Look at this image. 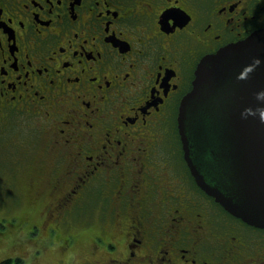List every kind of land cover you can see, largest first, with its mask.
Segmentation results:
<instances>
[{"label":"flooded vegetation","instance_id":"flooded-vegetation-1","mask_svg":"<svg viewBox=\"0 0 264 264\" xmlns=\"http://www.w3.org/2000/svg\"><path fill=\"white\" fill-rule=\"evenodd\" d=\"M261 28L264 0H0V222L32 207L69 234L92 200L105 264H264V228L201 202L177 127L201 58Z\"/></svg>","mask_w":264,"mask_h":264},{"label":"water","instance_id":"water-1","mask_svg":"<svg viewBox=\"0 0 264 264\" xmlns=\"http://www.w3.org/2000/svg\"><path fill=\"white\" fill-rule=\"evenodd\" d=\"M177 127L201 189L264 228V28L201 58Z\"/></svg>","mask_w":264,"mask_h":264},{"label":"trees","instance_id":"trees-1","mask_svg":"<svg viewBox=\"0 0 264 264\" xmlns=\"http://www.w3.org/2000/svg\"><path fill=\"white\" fill-rule=\"evenodd\" d=\"M180 157L181 156L179 155V157H177V160L175 161V165H176V169H177V170H175V173L178 174V172H180L182 175V178L189 183L188 180L192 181V179L188 178L187 175H185L186 167H185V164L183 163V161L180 164V161H181ZM198 190L200 191L199 194L201 196V202L202 203L203 202L206 203L209 207H211L213 210H215L219 214H221L222 211H225L228 215L232 216L219 203L214 201V199L212 197L208 196L207 194L205 196V193H203V191L201 189H198ZM142 195H145L144 191L142 192ZM49 196H51V195L47 194V197H49ZM95 204L96 203L94 201H92V200L89 201L86 213H85V211H82L80 209L77 210V212L74 214H73V212L71 213V217H72L71 218V230L68 231L69 234L64 230L63 227H60V225L58 223L56 224L58 228L54 229V227H56V225L54 224V221H50L45 215L41 216V215H39V213L37 214V211H35V208L33 209L32 207H25V210H23L22 212H20L18 214V217L16 220L17 222H13V227L15 230L12 229L10 231L12 233L11 236H7L8 233L6 231L2 232L1 231L2 229H0V240L4 241V242L10 241V242H13L15 244L26 243V245L28 244L27 246H29L32 243H35L36 244L35 247L39 248L41 246V244H43L42 238H43V240L45 239L44 229H42V228L44 227V222L46 220V221H49V227L52 226V228H53V230L52 229L46 230V233L48 236L51 235L50 234L51 232H56V236H58V238L65 237L67 239V244L62 246V247H65L66 249H68L70 247H74L75 243H79V242L84 241V240L87 242L90 239V242H89V250L90 251L89 252H90V254H92L94 251L96 252V250H97L96 248L98 247L99 243H101L96 239V236H95V233L98 231V225H97L98 213L95 211L96 210ZM132 210H134L133 206L127 212L130 217L133 216ZM113 215L114 214L112 213L110 207L105 208V210H103V217L105 218V220L106 219L109 220V222H106V226L103 225L104 226L103 228H105L107 241H110V239H112V232L110 231L109 227H113L116 225L115 223L111 222V218L113 217ZM125 216L127 217L126 214H125ZM37 217H39L40 219L39 218L37 219ZM235 218H237V217H235ZM35 219H37V220H35ZM28 220L30 223H32L35 220V223H37V225L40 226L39 228H41V229L39 231L40 232L39 237L29 236L28 233L31 231H27L28 230L27 226L19 227V225L21 223L27 222ZM238 220H240V219L238 218ZM34 229L37 230V228H34ZM21 231H24L26 233L25 234L26 236L19 237V239L15 238L18 236L19 233H21ZM15 232H16V234H15ZM91 233H92V236H91ZM3 234L5 236H3ZM114 234H115V232H114ZM120 234L118 233V235H120ZM107 241H104V243L107 244L108 243ZM214 242L218 243V242H220V239L217 237V239H215ZM202 246L204 248H206V245H202ZM33 252L36 253L35 256L38 257L39 251L36 249V250H33ZM4 256L2 255L0 257V264H24L23 257H21V255L15 254V255H8V257H4ZM92 261L93 260H91L90 262H92ZM87 262H86V264H87Z\"/></svg>","mask_w":264,"mask_h":264},{"label":"rangeland","instance_id":"rangeland-1","mask_svg":"<svg viewBox=\"0 0 264 264\" xmlns=\"http://www.w3.org/2000/svg\"><path fill=\"white\" fill-rule=\"evenodd\" d=\"M12 214L15 213H5L3 215L9 217ZM4 222H6V220ZM4 222L3 224L0 222V229H3V226L6 225ZM46 224H44L45 239L42 240L43 244H41L39 248L35 247V243H32L27 246L28 244L26 245V243L15 244L10 241L4 242L0 240V257L2 255H5L4 257H8V255L15 254L21 255V257H23L24 264H86L87 261L90 262L95 258L100 259L99 264L106 263V253L102 251L98 252V250H96V252L94 251L92 254H90V239L87 242L84 240L79 243H75L74 247L66 249L62 246L67 244V239L61 236V238H58V236H56V232H51V235L48 236L46 233ZM12 229L15 230L13 226H9L8 222L6 228H4V231L8 233L7 236H11L12 233L10 231ZM39 234L40 232L38 231L28 233V235L32 237H39ZM3 236L5 235L3 234ZM22 236H26L24 231H21V233H19L18 236L15 238L19 239V237ZM36 249L39 251L38 257H36V253L33 252V250Z\"/></svg>","mask_w":264,"mask_h":264}]
</instances>
